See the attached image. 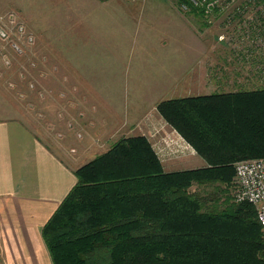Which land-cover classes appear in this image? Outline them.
Masks as SVG:
<instances>
[{"label":"trees","instance_id":"16d2710c","mask_svg":"<svg viewBox=\"0 0 264 264\" xmlns=\"http://www.w3.org/2000/svg\"><path fill=\"white\" fill-rule=\"evenodd\" d=\"M156 111L206 166L164 172L146 137L119 139L77 168L75 185L44 225L52 263L264 264L254 207L205 209L190 190L229 183L235 162L264 158V87L166 99Z\"/></svg>","mask_w":264,"mask_h":264},{"label":"rangeland","instance_id":"374dc122","mask_svg":"<svg viewBox=\"0 0 264 264\" xmlns=\"http://www.w3.org/2000/svg\"><path fill=\"white\" fill-rule=\"evenodd\" d=\"M75 1L80 0H11V5L6 3V7H11L0 15V30L4 28L7 36L6 39L0 37V79L5 81L9 89L6 90V97L10 96L14 107H20L26 113L38 132L51 145L56 141L59 151L68 158L70 168L73 165L74 174L77 168L103 154L119 139L135 136L138 133L136 129L141 124L153 120V107L154 115L160 119L156 105L162 100L170 99V96H166L154 104L140 105L133 100L142 98L143 87L124 86L113 89L116 94L114 101L120 102L123 113L109 116L106 112L108 116L104 119V110L110 112L113 109L101 102L105 99L98 94V89L95 92V89L83 86L82 75L90 76L92 80L98 79L101 71L114 70L111 67L114 65L123 70L125 75L128 69L126 67L129 66L126 74L129 76L128 84L136 83L135 80L132 82L131 75H139L137 83L144 84L145 77L141 69L146 71V66L149 68L161 63L167 66L170 59L178 58L170 52L173 45H180L182 51L194 47V39H184L182 35L180 41L177 38L173 44H170V40L163 41L161 46L158 44L161 49L168 43L170 46L165 51L162 50L163 56L153 59L155 53L150 49L153 38L149 39L147 33L156 31V28L149 27L157 25V17L154 16L160 14L156 13V9L143 10L142 6L144 3H175L174 0H81L83 3L106 4L97 15L88 14V11L94 9L89 8V4L86 5V16H76L74 19L69 17L73 21L69 23L68 10L72 13V5L79 6V3H73ZM240 1L244 0L219 3L218 17L213 21L207 19L209 23H215L213 34L214 31L216 34H225L226 29L234 25L226 23L227 17L238 18L245 12V3H239ZM188 10L180 7V11L184 13H188ZM188 20L191 21V18L187 22ZM196 24L194 21V25ZM134 26H138L136 32L133 31ZM21 27L23 31L20 30ZM130 30L137 35L134 45L129 39ZM233 30L234 28L228 30L226 34ZM30 36L31 40L28 39ZM208 43L204 48L208 57L204 60L208 68L214 61L209 68L211 71L208 69L205 73L202 72V76H199L200 72L195 74L197 81L211 84L207 89V92H211L205 95L254 91L264 87V72L250 67L256 64V60L248 62L250 56L242 50L241 45H232L229 37L223 40L218 37L214 42L212 34ZM212 51H215L214 54ZM118 79L121 80L120 75ZM144 108L149 110L148 115L151 114L142 118L138 112ZM135 109L139 111L135 112ZM194 155L203 160V167L206 166L204 158L196 152ZM235 188L234 174L229 183L216 181L194 184L190 190L204 194L224 191L233 194Z\"/></svg>","mask_w":264,"mask_h":264},{"label":"crops","instance_id":"0c3cea01","mask_svg":"<svg viewBox=\"0 0 264 264\" xmlns=\"http://www.w3.org/2000/svg\"><path fill=\"white\" fill-rule=\"evenodd\" d=\"M0 3H2L0 4V15H2L11 7H6V3L11 5V0H0ZM73 3H79V6L72 5V13L68 10L69 20L67 19V22L69 23H73L70 18L86 16V5L89 4V8L94 9L88 11V14L97 15L102 12L106 4L83 3L81 0ZM180 7H185V5L144 3L142 6V9H156V13L160 14L154 16L157 17L155 21L157 25L153 24L149 27V29L156 28V31L147 33L149 39L153 38V42H150V49L155 53L153 59L163 56L162 50L165 51L177 38L180 41L182 35L184 39H194V47H190L187 51L186 49L182 51L183 48L180 45H173L170 52L178 58L170 59L169 65L161 63L149 66V68L146 66V71L141 69L145 77L144 84L137 83L139 75H131L132 82L135 80L136 83L128 84L129 76L126 74L129 66L126 67L128 69L125 75L117 65L111 66L114 70L101 71L98 79L92 80L90 76L82 75L83 86L93 88L95 92L98 89V94L105 99L101 102L113 109L110 111L112 113L104 110L102 116L104 119L108 116L106 112L109 116L123 113V106L120 107V102L114 101L116 94L113 89L120 87H143L142 98L138 101L133 100L134 103L138 102L140 105L154 104L166 96L172 99V97L205 95L211 92H207L211 84L197 81L195 74L200 72L199 76H202V72L205 73L214 62L209 64V68L206 66L207 62L204 59L208 57V54L204 48L209 44L208 39L211 34L215 42L222 32L216 34L214 31L213 34L215 23L206 22L201 10L195 8L184 13L180 11ZM210 12L213 21L220 13L219 7ZM188 18H191V21L187 22ZM192 25L195 26L193 31ZM233 26L230 29H233ZM136 28L138 29V26L133 27L134 32ZM230 29H226L224 33L226 34ZM133 31H129V39L134 45L137 35L135 36ZM167 40H170V44L167 42L168 44L161 49L158 44L161 46L163 41ZM215 51H212V54ZM221 52L224 53L223 50ZM119 75L121 80L118 79ZM6 90L9 89L5 81L0 79V264H53L42 236V229L75 185L74 168L73 165L70 168L68 158L59 151L56 141L51 145V142H48L38 132L36 125L29 120L26 113L20 107L17 109L14 107L12 104L14 101L12 102L10 96L6 97ZM7 93L13 95L10 91ZM155 96H157L156 100ZM15 100L18 98L15 97ZM88 102L92 103L90 100ZM154 109L153 107L151 111L153 120L150 119L148 124H141L136 129L138 133L135 135L147 138L160 159L164 172L203 167V160L194 155L192 147L174 129L162 118L158 119L159 117L154 115ZM138 111L135 109V112ZM148 111L144 108L140 111L141 113H138L143 118L148 115ZM192 192L198 193L205 199V209L215 208L216 211H223L233 208L236 203L231 193L222 192L213 195L214 193Z\"/></svg>","mask_w":264,"mask_h":264},{"label":"built area","instance_id":"2783aa9c","mask_svg":"<svg viewBox=\"0 0 264 264\" xmlns=\"http://www.w3.org/2000/svg\"><path fill=\"white\" fill-rule=\"evenodd\" d=\"M236 1L174 0L175 3H193L195 7L204 10V16L208 19H212L210 11L218 8L219 3L228 4ZM239 3H245V12L238 18L228 16L226 23H234V30L229 34L220 35L219 38L223 40L225 37H229L232 45H241L242 50L247 56H250L248 62L256 60V64L251 68L264 72V0H244ZM20 30L23 31V27ZM0 37L7 38L4 28L0 30ZM31 37L28 39L31 40ZM234 174L236 179V188L233 193L234 202L248 203L254 207L257 221L262 228L264 257V158L237 161L234 164Z\"/></svg>","mask_w":264,"mask_h":264}]
</instances>
